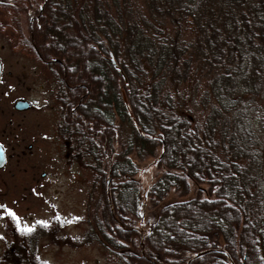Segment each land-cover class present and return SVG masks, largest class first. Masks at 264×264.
<instances>
[{
    "label": "rangeland",
    "instance_id": "1",
    "mask_svg": "<svg viewBox=\"0 0 264 264\" xmlns=\"http://www.w3.org/2000/svg\"><path fill=\"white\" fill-rule=\"evenodd\" d=\"M3 1L11 4L9 10ZM85 1L70 0L42 33L57 47L79 43L81 33L91 37L96 60L105 62L98 66L100 75H107L104 81L111 78L110 68L118 74V89L88 108L79 103L80 86L63 80L60 63L37 61L23 44L27 18L41 16L43 0H0V57L9 87L8 139L0 136L7 155L0 172V257L12 246L19 264H146L138 258L147 252L154 263L177 264L185 252L193 257L210 251L198 264H231L217 246L225 237L238 261L251 247L264 252V61L258 74L252 68L264 60V0H244V11L251 15L240 8L232 11L237 36L244 27L256 38L240 56L227 52L223 63L203 54L226 50L218 34L204 44L185 35L161 54L158 48L166 44L156 36L160 29L164 37L171 36L169 25L176 16L145 0H107L108 26L123 27L140 17L157 28L156 36L140 32L133 37L132 66L114 58L115 35L121 43L125 38L121 28L114 26V37L101 42ZM231 26L218 14L211 27ZM185 43L194 45L195 55ZM168 73L182 76L170 84ZM129 91L137 96L133 107ZM19 98L33 108L17 113L13 101ZM71 108H83L101 123L95 140L64 120ZM97 172L104 175L101 180ZM193 199L235 208L217 217L207 211L169 214L153 226L167 204Z\"/></svg>",
    "mask_w": 264,
    "mask_h": 264
},
{
    "label": "trees",
    "instance_id": "2",
    "mask_svg": "<svg viewBox=\"0 0 264 264\" xmlns=\"http://www.w3.org/2000/svg\"><path fill=\"white\" fill-rule=\"evenodd\" d=\"M125 1L128 4L129 0ZM147 1H149L148 3H150L151 6H160L165 12L172 14V16H176V18L174 19V24L169 25L172 35H167L166 37H164V31L160 28H158L160 29V31H162L160 36L158 37L154 35L153 31H155L156 28L154 24L144 23V21L141 20L140 17H135L134 19L130 20L129 23H125L123 27H120V25L118 24L114 25L118 30H120L121 28L122 37L125 38H123V42L121 43V41H119V35H115L117 47L114 49V51H116V55L114 57L113 54V57L115 59L118 57L122 58L131 66V59H129L131 51L130 45L132 43L133 37L135 35H138L140 32H143L148 37L156 36V38L158 39L161 38L160 42H164V44H166L158 48L161 54L167 52L168 50H172V48L177 45L182 40V37H185V35H190V37L192 36L194 38V42L202 38V43L204 44L205 40L210 41L212 40L214 35L218 34L225 41L226 50L222 49L218 54H215L211 51L203 52L205 58L213 60L217 63H223L222 60H224L227 52H231L232 54L240 56L243 53L244 49L250 48L251 40H254L256 38L254 31L248 29V32L245 33L244 27L242 28V34L237 36L235 25H233L232 11L236 10L237 8H240L241 10L243 9L244 11V4H242L244 3V0H202L199 4H192L193 2H191L190 4V2H187L189 0H181L182 2L179 6H175L170 3L171 0H145L146 4H148ZM223 1H225L226 5L223 3ZM43 2L41 4V7L42 12H44L41 14V16H30L28 23V41L26 42L25 46L28 47V49L35 53L37 56H39L38 58L42 62L51 63V61L55 59V62L60 63L63 80L73 88H78L80 86L79 88H81L82 90L79 99L80 104H83L85 102V105L87 107V105H89L90 103L97 102L103 99V97L107 94V92L109 93L110 90H112L110 94L115 92V89L119 85V83L117 82L118 74L114 70H112V68H110L106 71V73L109 72L111 78L109 82L104 81V77L106 79L107 75H103L102 77L100 75V68L98 66H101L102 63L105 64V62L101 60V57L98 59V61L96 60V55H94V48H91L90 46V44H92L93 42L91 37H87L86 35L81 33L80 41H77L79 43H75L76 41H66L63 45L57 47L42 33L45 23L47 21L49 22L54 17V15H56L55 12H63V7L66 6V4L70 2V0H43ZM71 2L76 4L77 0H71ZM85 2H87L88 4L87 11L91 23L93 24L95 30L102 32L100 41L104 43L105 40H111L114 37L115 28L113 25L108 26L105 19L108 18L109 13L112 14L111 11L107 10V0H87ZM106 12L109 13L107 14ZM246 12L251 15L250 10ZM246 12L245 14H247ZM114 14L116 15V13ZM218 14H223L226 16V20H229L230 25H232L231 28H220L217 31L215 29H212L211 26L215 23ZM209 15H212V17H209ZM200 16L203 17L202 23H198L197 21L198 19H200ZM129 31L134 32L132 34H129ZM243 38L244 42H247L244 43V45L240 44V40ZM184 47L187 51L193 53L194 55L196 54V48L192 43H185ZM77 52L78 54H76ZM75 58L79 59L81 68H76L74 61ZM263 61L264 60L262 59V62H255L253 64L252 68L254 74L259 73L258 69L261 68L260 64H262ZM223 68L224 66L220 68L222 74L224 73L222 71ZM181 76L182 75L180 74L168 73L165 76V79L167 83L169 81L170 84H175L177 83L175 79H178ZM253 76L249 77V81L253 80ZM128 96V100L129 102H131V106L133 107L137 96L131 91L128 92ZM153 96L155 97V95H151L150 98H153L154 101ZM82 109L83 108H79L80 112L77 110H74L73 112H65L64 120L72 124L73 126H76V128L79 129L81 133L89 139L95 140L97 134L101 131V123L94 117H87V111L85 113V110ZM215 115L221 116L218 110ZM223 120H225V116ZM179 138L182 140L181 137ZM97 173L99 180H101V176L104 175L102 174V172ZM233 208H235L233 204L224 203L223 201L221 203L219 201H197L195 199L167 204L165 207L160 209L158 217L153 226L161 224L166 220V216H168L169 214L172 215L184 211L194 214V212L207 211L214 217H217L225 215L231 210L233 211ZM236 210H238V208H236ZM136 231L140 236L143 235V232L140 230V228L137 227ZM225 238L228 242H226V240L222 238L223 242H220V246L217 243V246L226 251L227 256L231 259V264H264L263 250L255 247H251V249L246 252L245 256L243 255V259L241 261H238L237 257H235L231 249V242L229 243L230 240H228L227 237ZM12 248L13 247L10 246V248L4 252V255L0 257L1 264H19V260L15 259V253L12 252ZM141 248L142 247L140 246V249ZM144 251L145 249H143V252ZM192 255L193 254L191 252L183 253V257L185 256V258H183L181 262H177V264L187 263L192 258ZM144 256H146L147 258H145ZM144 256H139L138 261L143 260L146 264L173 263L164 260L162 262L154 263L153 261L148 259L151 256V253L149 252L144 254ZM205 259L206 255H203L197 259L190 260L188 264H198ZM133 264H136V262H133Z\"/></svg>",
    "mask_w": 264,
    "mask_h": 264
},
{
    "label": "flooded vegetation",
    "instance_id": "3",
    "mask_svg": "<svg viewBox=\"0 0 264 264\" xmlns=\"http://www.w3.org/2000/svg\"><path fill=\"white\" fill-rule=\"evenodd\" d=\"M9 5H11L9 2H6V1H3V3H2V6L4 7V8H7L8 10H9ZM40 11H42L41 10V7H40V9H39ZM39 11V12H40ZM38 14V13H37ZM36 13H32V14H30L29 16H28V20H27V29H29L28 28V23H29V19H30V16H35V17H38L39 16V14L37 15ZM28 31V30H27ZM27 39H28V34H27ZM28 41V40H27ZM23 44L25 45L26 43H24L23 42ZM3 47V45L1 44L0 45V48H2ZM28 51H31V50H29V49H27ZM31 53H32V55L35 57V59L37 60V61H41L38 57L39 56H37L35 53H33L32 51H31ZM43 64H46V63H43ZM6 73H7V71H5V64H4V60H3V58L2 57H0V136H2L1 138H5L6 140L8 139V131H9V119H8V113H9V110H8V108H9V106H8V89H9V87H8V85L6 84V82H5V79H6ZM8 74H9V72H8ZM17 102H27L28 104H29V106H28V108L27 109H25V110H16L14 107H15V104L17 103ZM76 103H78V102H76ZM33 108V104L31 103V102H28V101H26V100H24V99H21V98H19V99H16V100H14L13 101V109L17 112V113H20V112H23V111H26V110H31ZM75 109V108H74ZM74 109L73 108H71L70 109V111L69 112H73L74 111ZM76 110V109H75ZM0 147L2 148V150H3V155H4V163H3V165L0 167V172L3 170V169H6V168H4L5 167V164H6V160H7V155H6V152H5V150H4V148H3V146L1 145V142H0ZM56 155V154H55ZM54 163H55V161H54ZM60 165H62V164H60ZM65 165H62V168L63 169H65ZM53 168H55V169H57L56 167H53ZM67 169V168H66ZM9 218V221L11 222V217L10 216H8ZM39 223H37L36 225L38 226V228H40V229H42V228H44V229H46V228H49V226H47V225H43V224H39ZM37 227H33L32 228V230H34V229H36ZM21 232V233H24L25 231L24 230H18V232Z\"/></svg>",
    "mask_w": 264,
    "mask_h": 264
},
{
    "label": "water",
    "instance_id": "4",
    "mask_svg": "<svg viewBox=\"0 0 264 264\" xmlns=\"http://www.w3.org/2000/svg\"><path fill=\"white\" fill-rule=\"evenodd\" d=\"M110 61V63L112 64V66L115 68V66H114V63H113V61L112 60H109ZM28 103L27 102H17L16 104H15V109L16 110H25V109H27V107H28ZM0 151H2L3 152V150H2V148L0 147ZM3 163H4V155L2 156V157H0V167L3 165ZM208 252H210V251H206V252H203V253H199V254H195L191 259H197V258H199L200 256H202V255H204V254H206V253H208ZM190 259V260H191ZM190 260L186 263V264H188L189 262H190Z\"/></svg>",
    "mask_w": 264,
    "mask_h": 264
},
{
    "label": "snow or ice",
    "instance_id": "5",
    "mask_svg": "<svg viewBox=\"0 0 264 264\" xmlns=\"http://www.w3.org/2000/svg\"><path fill=\"white\" fill-rule=\"evenodd\" d=\"M3 156V152L2 151H0V157H2ZM9 215H12L11 213H9ZM29 231H30V229H29Z\"/></svg>",
    "mask_w": 264,
    "mask_h": 264
}]
</instances>
